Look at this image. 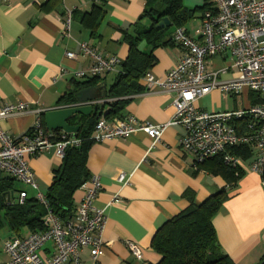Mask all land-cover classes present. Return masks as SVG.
Listing matches in <instances>:
<instances>
[{
  "label": "crops",
  "instance_id": "1",
  "mask_svg": "<svg viewBox=\"0 0 264 264\" xmlns=\"http://www.w3.org/2000/svg\"><path fill=\"white\" fill-rule=\"evenodd\" d=\"M204 3L205 0H183L189 9L202 7ZM95 6L105 11L98 27L99 37L82 22L84 14L90 13ZM147 7V0H11L0 4V109L24 103L29 110L1 120L0 129L20 139L41 119L43 111L64 106L60 99L74 91L76 82L83 81L77 74L87 71L92 63V59L82 54L81 44L92 46L103 56H117L125 61L130 49L126 34L135 37L138 29L149 28L152 24L148 18L141 20ZM68 12L71 13L70 24ZM202 17L203 13H198L181 27L196 40L202 36ZM176 29H170L169 36L173 38ZM174 44L154 51L157 62L149 72L156 78L164 79L182 57V48ZM139 48L151 51L145 43ZM67 52L77 57L69 59ZM228 64L229 59L216 57L210 60L208 67L221 69ZM117 75L118 71L103 76L104 90L110 89ZM140 84L145 90L128 98L122 118L134 116L141 122L168 124L175 115L173 96L147 90L144 78ZM97 93L104 96L103 90ZM230 98L214 90L199 100L198 107L209 112L232 111L252 103L248 91ZM98 100L106 101L100 104L105 106V112L109 109L106 104L114 101L102 97ZM184 135V128L174 125L165 129L161 141L156 144L139 130L125 139L92 145L87 167L102 183L95 205L105 211L102 238L107 246L98 259L93 258L89 248L84 249L81 264H158L160 256L152 248L155 233L186 210L192 200L198 205L222 189L228 197L213 223L223 253L236 264L261 262L264 258L262 176L247 172L236 184L229 186L220 175L207 170L195 172L191 168L193 155L181 145ZM28 164L35 173L40 192L46 194L62 159L52 149L29 158ZM122 173L130 177L126 185L118 182ZM15 187L28 191L29 197L36 195L35 190L23 184L15 182ZM83 195L81 190L75 193L76 210ZM115 197L121 199L122 204H113ZM0 230L3 231L0 233L2 264L9 260L4 244L14 234L6 226ZM30 234L25 229L20 237ZM127 242L142 249V261L133 257ZM52 248V244H47L46 253L50 254Z\"/></svg>",
  "mask_w": 264,
  "mask_h": 264
},
{
  "label": "built area",
  "instance_id": "2",
  "mask_svg": "<svg viewBox=\"0 0 264 264\" xmlns=\"http://www.w3.org/2000/svg\"><path fill=\"white\" fill-rule=\"evenodd\" d=\"M10 1L0 0V4ZM209 2L210 6L202 17L201 39L196 40L185 29L177 28L173 39L183 50L179 62L164 79L156 78L150 72L143 77L147 90L173 96V119L162 125L141 122L134 116L102 117L94 129V143L125 139L140 130L156 144L168 126H181L185 130L181 145L193 155L191 168L194 171L204 161L222 157L226 165L245 173L264 175V0ZM70 20L71 13L68 12V24ZM81 52L92 59V63L87 71L77 74L78 78L103 77L120 67L119 57L103 56L85 43L81 44ZM66 56L69 59L77 57L73 52H67ZM216 57L229 59V64L210 70L209 62ZM225 75L230 78L224 80ZM214 90H220L225 98L239 97L248 91L252 103L232 111L209 112L199 108V100ZM27 112L28 106L24 103L7 105L0 109V121ZM62 134L61 140L53 141V132L45 129L40 119L32 131L20 139L12 138L0 129V171L35 190V198L47 210L44 231L5 242L4 251L9 260L2 264H81V253L86 248L90 249L94 259L104 253L107 244L102 232L106 215L104 209L95 205L102 191L100 177L92 175L81 186L84 195L74 217L62 222L50 209L45 194L40 192L35 173L28 164L29 158L52 149L63 159L67 147L80 144L78 139ZM240 147L251 151L249 160L229 151ZM129 181L130 177L125 173L118 178L123 185ZM27 197L28 191H20L19 204H23ZM112 203L122 204V201L115 197ZM49 243L53 248L47 254L46 245ZM127 246L136 260H143L142 249L137 244L127 242Z\"/></svg>",
  "mask_w": 264,
  "mask_h": 264
},
{
  "label": "trees",
  "instance_id": "3",
  "mask_svg": "<svg viewBox=\"0 0 264 264\" xmlns=\"http://www.w3.org/2000/svg\"><path fill=\"white\" fill-rule=\"evenodd\" d=\"M148 7L141 20L148 18L152 24L149 28L138 29L137 35L126 34L129 45V55L121 61L118 75L110 89L103 84V77H86L75 83L74 91L65 94L60 103L64 106L76 102L78 91L85 88H103V99H114L105 112V106L99 105L97 113L92 117L75 116L69 120L70 125L79 126L76 139L78 146H69L65 150L61 166L55 170L53 182L45 194L52 212L66 222L74 217L76 212L75 193L92 176L87 167L88 153L94 144L92 139L95 126L100 118H122L121 112L128 103V98L142 93L145 88L140 80L157 62L154 51L160 47L174 46L173 38L168 32L173 27H183L198 13H205L210 6V0H205L202 7L189 9L183 0H160L164 5L162 10L154 7L155 0H147ZM105 11L101 7H94L90 13L83 16V24L92 29V34L98 35ZM168 18L171 27L160 28L159 24ZM145 43L151 48L144 52L139 47ZM41 123L45 127V115H41ZM32 128L28 131L30 133ZM27 133V134H28ZM62 132H53V141H59ZM69 139V137H67ZM232 154L249 160L252 156L248 148H232ZM207 170L211 174L222 176L229 186L236 184L246 174L244 171L226 165L222 157L210 158L198 165V172ZM264 182V175H262ZM14 178L0 171V227L6 226L15 237H20L26 229L31 233L44 231V217L46 208L35 198L27 197L23 204H19L16 196L21 190L16 189ZM11 195L9 202L7 197ZM228 195L222 189L200 204L191 201L190 206L168 220L154 235L152 248L160 256L158 264H236L228 255L224 254L219 244L214 217L221 209ZM154 264V263H148ZM259 264H264V258Z\"/></svg>",
  "mask_w": 264,
  "mask_h": 264
},
{
  "label": "water",
  "instance_id": "4",
  "mask_svg": "<svg viewBox=\"0 0 264 264\" xmlns=\"http://www.w3.org/2000/svg\"><path fill=\"white\" fill-rule=\"evenodd\" d=\"M171 26V22L168 18H164L160 24V28ZM102 91L103 88H88L83 89L76 94V102L71 105L63 107L49 109L43 111L45 115V126L49 132H63L69 135L70 138H76L79 131V126H72L69 120L75 116H82L85 118L94 116L99 109L98 98L103 94H98V91ZM11 195H8L7 199L11 201Z\"/></svg>",
  "mask_w": 264,
  "mask_h": 264
},
{
  "label": "rangeland",
  "instance_id": "5",
  "mask_svg": "<svg viewBox=\"0 0 264 264\" xmlns=\"http://www.w3.org/2000/svg\"><path fill=\"white\" fill-rule=\"evenodd\" d=\"M154 7L156 8V9H158V10H162L163 9V7H164V5L161 3V1L160 0H155L154 2ZM227 77H229L230 78V75H225L224 76V80H226V79H229V78H227ZM230 100H232V97L230 98ZM17 184L18 185H21L19 182H17ZM2 230H0V233H2L1 232ZM4 233H6L5 231H4ZM1 243V242H0ZM1 245V244H0Z\"/></svg>",
  "mask_w": 264,
  "mask_h": 264
},
{
  "label": "bare ground",
  "instance_id": "6",
  "mask_svg": "<svg viewBox=\"0 0 264 264\" xmlns=\"http://www.w3.org/2000/svg\"><path fill=\"white\" fill-rule=\"evenodd\" d=\"M104 102H106V101H104Z\"/></svg>",
  "mask_w": 264,
  "mask_h": 264
}]
</instances>
